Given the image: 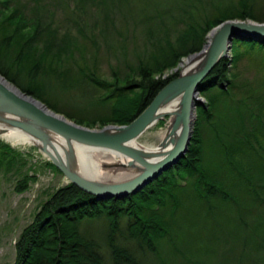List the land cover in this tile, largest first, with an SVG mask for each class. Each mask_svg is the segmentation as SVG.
I'll return each mask as SVG.
<instances>
[{
    "label": "trees",
    "instance_id": "trees-1",
    "mask_svg": "<svg viewBox=\"0 0 264 264\" xmlns=\"http://www.w3.org/2000/svg\"><path fill=\"white\" fill-rule=\"evenodd\" d=\"M105 1L69 0L63 11L90 12ZM249 1L214 5L211 15L185 24L174 40L166 32L121 80L101 81L81 64L76 79L103 89L112 101L109 116L91 121L44 98L47 81L70 80L61 58L83 50L71 34H59L51 19L54 0H0V74L80 125H125L174 83L173 69L201 49L212 28L226 20L264 23V4ZM149 36L158 40L159 32ZM242 60L256 71L253 78L234 74ZM199 93L203 104L185 157L120 198H99L71 183L57 188L21 232L15 264H264V38L234 39L230 57L214 66ZM19 154L0 141V161ZM27 184L26 177L15 191Z\"/></svg>",
    "mask_w": 264,
    "mask_h": 264
},
{
    "label": "rangeland",
    "instance_id": "rangeland-1",
    "mask_svg": "<svg viewBox=\"0 0 264 264\" xmlns=\"http://www.w3.org/2000/svg\"><path fill=\"white\" fill-rule=\"evenodd\" d=\"M227 1L106 0L94 9L87 4L86 9L90 12H66L63 9H66L69 0H54L51 19L59 28V34H71L78 48L84 51L81 56L75 52L72 57L61 58V62L66 64L60 69H70V80L62 85L53 80L47 81L44 98L66 113L85 120L109 116L112 106V101L106 100L109 93L87 81H79L82 78L76 79L75 69L84 63L89 70L93 68L101 81L113 82L114 75L121 80L128 66L137 64L142 56L155 51L166 32L170 40H174L176 32L181 31L185 24L199 21L214 10V5H228ZM263 4L261 0L259 6ZM151 31L153 35L159 32L158 40L149 36ZM209 32L204 44L208 42ZM233 71L239 78H253L256 72L245 60L240 61ZM170 74L171 71H166L163 75ZM168 122L169 119H166L163 124L148 129L137 139V144L148 149L157 147L165 136ZM0 141L20 153V157L14 160L1 158L0 161V264H15V244L21 232L31 223L39 205L49 194L68 183L47 166V160L38 150L31 146L11 145L2 137ZM26 177L27 189L16 192L17 183Z\"/></svg>",
    "mask_w": 264,
    "mask_h": 264
},
{
    "label": "water",
    "instance_id": "water-1",
    "mask_svg": "<svg viewBox=\"0 0 264 264\" xmlns=\"http://www.w3.org/2000/svg\"><path fill=\"white\" fill-rule=\"evenodd\" d=\"M209 34L211 40L186 57L190 66L180 69L174 83L125 125L101 128L80 125L22 92L0 74V137L10 131L23 134L29 141L27 146L38 150L68 183L88 194L99 198L135 194L185 157L196 122V108L203 103L200 84L220 60L229 56L234 39L242 35L264 38V23L226 20ZM174 103L175 107L169 110ZM166 119H169L166 133L157 147L148 149L137 144L144 132ZM80 148L121 155L126 163L103 168L125 169L130 175L121 180L89 176L78 155Z\"/></svg>",
    "mask_w": 264,
    "mask_h": 264
},
{
    "label": "bare ground",
    "instance_id": "bare-ground-1",
    "mask_svg": "<svg viewBox=\"0 0 264 264\" xmlns=\"http://www.w3.org/2000/svg\"><path fill=\"white\" fill-rule=\"evenodd\" d=\"M208 42L211 40V34H208ZM191 61L185 60L182 61L181 66H178L177 72L180 69H187L190 66ZM200 96V95H199ZM175 107L172 104L169 107V110ZM4 139L14 146H27L30 145L28 139L21 133L16 131H10L4 135ZM78 155L80 156L82 166L84 167L87 174L93 178L97 179H120L126 178L129 176L127 170L121 168H106L104 165H114L119 163H126L127 160L121 155L108 151V150H97L89 148H80L78 149Z\"/></svg>",
    "mask_w": 264,
    "mask_h": 264
}]
</instances>
